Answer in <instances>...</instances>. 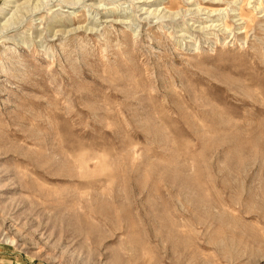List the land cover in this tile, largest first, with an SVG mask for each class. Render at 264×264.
Instances as JSON below:
<instances>
[{"label": "rangeland", "instance_id": "rangeland-1", "mask_svg": "<svg viewBox=\"0 0 264 264\" xmlns=\"http://www.w3.org/2000/svg\"><path fill=\"white\" fill-rule=\"evenodd\" d=\"M0 264H264V0H0Z\"/></svg>", "mask_w": 264, "mask_h": 264}, {"label": "bare ground", "instance_id": "bare-ground-1", "mask_svg": "<svg viewBox=\"0 0 264 264\" xmlns=\"http://www.w3.org/2000/svg\"><path fill=\"white\" fill-rule=\"evenodd\" d=\"M217 2H218V1H217ZM213 3H214V2H213ZM242 18H244V16H243ZM242 18H241V19H242Z\"/></svg>", "mask_w": 264, "mask_h": 264}]
</instances>
